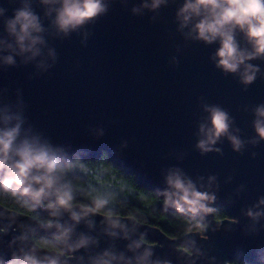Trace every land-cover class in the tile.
I'll use <instances>...</instances> for the list:
<instances>
[{
	"label": "water",
	"instance_id": "obj_1",
	"mask_svg": "<svg viewBox=\"0 0 264 264\" xmlns=\"http://www.w3.org/2000/svg\"><path fill=\"white\" fill-rule=\"evenodd\" d=\"M29 3L45 29L35 57L6 47L15 42L4 19L20 0H0L7 9L0 16V128L6 114L13 116L7 126L19 122L18 141L48 148L59 163L106 152L172 209L183 206L192 213L191 205L177 204L170 195V175L213 199L205 201L209 211L192 213L204 228L180 238L85 206L71 209L78 221L71 211L48 206L43 212L53 221L45 224L0 203V257L7 261L13 252L35 247L38 257L47 254L59 264H264V139L254 127L255 110L264 105V56L245 62L258 67L247 85L240 76L244 65L236 73L217 67L219 41L196 39L195 18L181 27L177 13L184 0H166L157 8L152 0H103L104 12L67 34L52 24L55 12L45 15L48 6ZM235 35L250 51L244 34ZM7 55L15 64L4 63ZM206 106L227 112L229 130L205 152L197 145L210 127ZM229 136L242 142L239 150ZM54 199L55 193L43 201ZM214 207L225 208L231 218L217 219ZM36 237L50 238L58 248ZM81 239L86 243L75 247ZM148 247L152 254L141 259Z\"/></svg>",
	"mask_w": 264,
	"mask_h": 264
},
{
	"label": "clouds",
	"instance_id": "obj_2",
	"mask_svg": "<svg viewBox=\"0 0 264 264\" xmlns=\"http://www.w3.org/2000/svg\"><path fill=\"white\" fill-rule=\"evenodd\" d=\"M165 2L166 0H152L151 7L157 8ZM40 3L48 6L46 16L55 12L52 24L58 32L64 34L93 20L106 10L103 0H40ZM6 11L7 9L0 6V16H4ZM177 16L181 19V27L188 25L195 18L192 31L196 33V39L209 44L219 41L215 53L218 57L217 67L226 73H236L240 71V66L244 65L243 71H240L242 82L247 85L255 80L258 67L245 62L264 56V0H184ZM4 29L15 42V47L9 43L6 45L7 48L19 55L30 52L31 57H35L40 54L37 45L43 44L44 40L39 33L45 29L29 0H20V6L13 9L12 16L4 19ZM237 30L244 34L251 45L250 51L238 43L235 35ZM0 43L3 41L0 40ZM3 61L6 64H15L12 55L4 56ZM207 110L210 113V127L207 129L206 139H201L197 145L205 152L212 150L211 145L222 135L228 134L229 130V116L226 111L218 106L207 107ZM255 112L257 118L254 127L258 136L264 139V105L258 106ZM12 119L13 116L6 114L3 117L5 127L0 128V193L27 197L28 200L24 203L28 204L30 201L29 206L33 208L40 204L43 198L55 193V199L50 200L49 207L57 211L61 208L71 211L73 194L70 187L61 184L58 157L48 148L37 146L28 139L18 141L19 122L11 127L7 126ZM16 119L19 120V117ZM229 139L234 149L239 150L242 142L235 136H229ZM167 182L174 189L170 195L176 197L177 204L183 205L181 202H186L191 205L188 210L194 214L201 210L209 211L205 201L213 197L197 191L190 181L185 182L180 175H170ZM107 203L106 199H96L88 211L102 210ZM180 211H185V208L181 206ZM71 216L74 220L80 219L75 211H71ZM112 224L117 226L118 222L113 220ZM85 243L86 240L81 239L75 247L83 246ZM151 254V248H145L141 259ZM0 264H59V262L47 254L43 258L38 257L36 248L31 247L28 250L21 248L13 252L7 261L0 257ZM97 264L110 262L102 260Z\"/></svg>",
	"mask_w": 264,
	"mask_h": 264
},
{
	"label": "trees",
	"instance_id": "obj_3",
	"mask_svg": "<svg viewBox=\"0 0 264 264\" xmlns=\"http://www.w3.org/2000/svg\"><path fill=\"white\" fill-rule=\"evenodd\" d=\"M59 172L64 185L70 187L73 194L72 205L90 208L96 199H106L108 203L101 209H94L107 216L131 217L163 231L171 238H180L188 232L201 231L205 222L190 212L172 209L168 200L143 186L137 174H131L110 160L104 152L94 159L78 157L59 163ZM27 197H14L10 193H0V203L10 209L37 217L48 224L52 218L44 215L49 202L42 200L34 208L24 201ZM217 219L231 218L225 208L214 207ZM39 244L57 249L58 245L50 238L36 237ZM233 264H258L236 260Z\"/></svg>",
	"mask_w": 264,
	"mask_h": 264
},
{
	"label": "rangeland",
	"instance_id": "obj_4",
	"mask_svg": "<svg viewBox=\"0 0 264 264\" xmlns=\"http://www.w3.org/2000/svg\"><path fill=\"white\" fill-rule=\"evenodd\" d=\"M234 219V218H233ZM201 235H204L203 233H201ZM204 236H206V235H204Z\"/></svg>",
	"mask_w": 264,
	"mask_h": 264
}]
</instances>
